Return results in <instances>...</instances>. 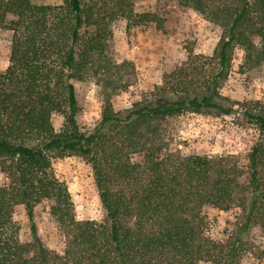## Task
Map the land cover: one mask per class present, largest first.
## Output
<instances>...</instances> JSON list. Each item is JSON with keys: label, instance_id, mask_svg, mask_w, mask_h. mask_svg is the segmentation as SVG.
Segmentation results:
<instances>
[{"label": "trees", "instance_id": "trees-1", "mask_svg": "<svg viewBox=\"0 0 264 264\" xmlns=\"http://www.w3.org/2000/svg\"><path fill=\"white\" fill-rule=\"evenodd\" d=\"M217 26L221 35L202 67L181 66L151 97L115 112L111 98L126 89L106 56L110 23L125 18L127 0L113 7L63 0H0V30L11 33L9 64L0 73V264H240L264 239V104L223 97L235 48L241 68L264 64V0H176ZM131 12V10H130ZM132 13V12H131ZM151 21V20H149ZM201 76L197 79L194 76ZM103 85L100 119L77 124L74 81ZM63 116L56 132L51 117ZM187 113L238 116L258 131L246 163L237 157L186 155L163 123ZM75 154L89 164L105 212L102 223L78 221L52 158ZM43 206L63 238L62 254L43 244L35 209ZM232 212L225 243L209 235L208 212ZM28 223L23 241L16 216Z\"/></svg>", "mask_w": 264, "mask_h": 264}, {"label": "rangeland", "instance_id": "rangeland-1", "mask_svg": "<svg viewBox=\"0 0 264 264\" xmlns=\"http://www.w3.org/2000/svg\"><path fill=\"white\" fill-rule=\"evenodd\" d=\"M84 5L113 7V0H81ZM34 4L58 6L63 0H32ZM129 7L125 18L117 17L109 25L110 40L106 56L115 64L126 63L121 69V82L126 89L111 98L115 112L130 108L134 103L154 94L163 85L164 77L175 73L179 67L194 64L202 67L205 58H211L218 44L221 31L205 17L176 0H127ZM131 10V12H130ZM151 20V21H149ZM11 33L0 30V73L9 64ZM243 51L235 48L230 69L220 82L219 93L239 106L258 101L264 104V64L257 68H241ZM199 79L201 76H194ZM79 107L77 124L84 131L93 128L100 119L104 103L103 85L93 76L73 82ZM56 132L64 125L63 116L51 117ZM169 140L177 144L186 155H232L242 163L258 139V131L240 117H218L208 113H187L163 123ZM53 170L70 195L73 215L78 221L102 223L105 212L96 190L93 172L87 161L75 154L54 155ZM0 173V186L5 184ZM20 223L21 237L28 240V223L21 212L16 216ZM209 235L225 243L232 232L234 214L212 210L208 212ZM35 222L44 246L62 254L64 238L43 206L35 209ZM240 264H264V239L251 245L239 259ZM211 264V263H199Z\"/></svg>", "mask_w": 264, "mask_h": 264}]
</instances>
